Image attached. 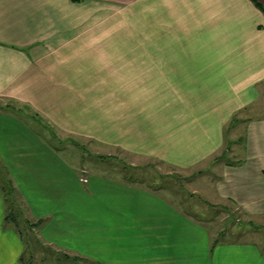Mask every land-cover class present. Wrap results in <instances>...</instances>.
Here are the masks:
<instances>
[{"label": "crops", "instance_id": "1", "mask_svg": "<svg viewBox=\"0 0 264 264\" xmlns=\"http://www.w3.org/2000/svg\"><path fill=\"white\" fill-rule=\"evenodd\" d=\"M257 3L0 0V100L28 110H0V165L45 246L81 264H264L259 245L212 247L185 207L77 167L35 120L176 170L236 144L213 170L212 202L264 222V114H247L264 100ZM6 209L0 187V264H23Z\"/></svg>", "mask_w": 264, "mask_h": 264}, {"label": "rangeland", "instance_id": "2", "mask_svg": "<svg viewBox=\"0 0 264 264\" xmlns=\"http://www.w3.org/2000/svg\"><path fill=\"white\" fill-rule=\"evenodd\" d=\"M261 102L263 105L257 109L259 112L251 110L247 114L250 116L264 114V100ZM0 110H17L24 116L28 111L22 109L19 104L4 100H0ZM30 114L34 115L33 112ZM243 118V115L236 116L230 123V127L237 125ZM35 120L39 124V132L46 137L48 143L53 148L64 152L73 164L76 162L77 167L103 175L105 178L122 176L126 183L158 193L172 204L185 207L188 214L192 215L196 221L208 226L212 234V247L215 242L218 244L248 242L259 245L264 254V222L250 218L231 204L212 202L213 186L210 180L215 176L213 170L216 169V165L233 160L234 152L240 153V147L236 144H228L226 152L224 151L219 158L210 160L203 167L176 170L154 159H140L122 151L104 149L88 140L55 131L41 118ZM4 180L8 182L10 178L6 169L0 165V183ZM2 184L5 186V183ZM23 203L26 206L25 201L18 199L16 192V204L11 206L8 203V209H12V212L18 215V220H23L20 227L23 238L29 243V249H26L24 256L25 260L33 258V264H39L47 256L44 251L45 247L46 249L48 247L40 241L36 229L27 226L26 222L29 219L24 212H21Z\"/></svg>", "mask_w": 264, "mask_h": 264}, {"label": "trees", "instance_id": "3", "mask_svg": "<svg viewBox=\"0 0 264 264\" xmlns=\"http://www.w3.org/2000/svg\"><path fill=\"white\" fill-rule=\"evenodd\" d=\"M75 1H82V0H75ZM257 5L260 8V10L264 13V7L262 5H260L259 3H257ZM2 183H5V186ZM2 183H0L1 190L4 194V200H5L6 207H7V209H6V211H7L6 220H7V222L10 221V224H12L14 226L15 230L18 232L20 237L23 239L24 244L26 246L25 248L29 249V243L26 242V240L23 238V232H22L21 227H20L22 224L21 222H23V220H18L19 219L18 215L13 213L14 211L12 212V209H8V203L11 206L16 204V192H15L13 182L11 180H9L8 182H6L4 180ZM21 214H23V213H21ZM26 224L29 228H32V229H36L40 225L39 223H36V224L30 223V221H27ZM217 244H218V242H215L214 246ZM44 252H45V254H47V256H45L40 261L39 264L46 263V262H55V263L71 262L73 264H81L83 262V260H81L77 257H71L66 252L57 251L51 247H48L47 249L45 247ZM25 253H26V251H25ZM25 253H24V256H25ZM24 256H22V259H21L23 264H33V260H34L33 258L26 261Z\"/></svg>", "mask_w": 264, "mask_h": 264}, {"label": "built area", "instance_id": "4", "mask_svg": "<svg viewBox=\"0 0 264 264\" xmlns=\"http://www.w3.org/2000/svg\"><path fill=\"white\" fill-rule=\"evenodd\" d=\"M84 182H86V179H83Z\"/></svg>", "mask_w": 264, "mask_h": 264}]
</instances>
